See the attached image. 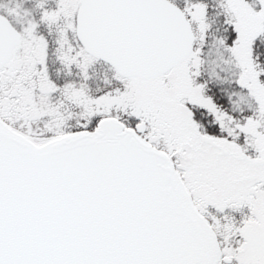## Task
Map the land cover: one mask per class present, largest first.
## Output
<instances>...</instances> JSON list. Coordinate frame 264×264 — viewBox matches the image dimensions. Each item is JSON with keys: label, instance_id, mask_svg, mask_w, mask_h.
<instances>
[{"label": "snow or ice", "instance_id": "1", "mask_svg": "<svg viewBox=\"0 0 264 264\" xmlns=\"http://www.w3.org/2000/svg\"><path fill=\"white\" fill-rule=\"evenodd\" d=\"M0 264H264V0H0Z\"/></svg>", "mask_w": 264, "mask_h": 264}]
</instances>
